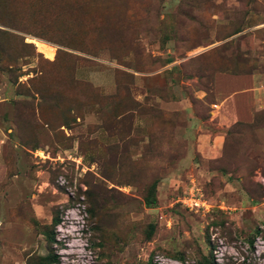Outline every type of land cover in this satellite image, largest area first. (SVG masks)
Masks as SVG:
<instances>
[{
  "label": "rangeland",
  "instance_id": "374dc122",
  "mask_svg": "<svg viewBox=\"0 0 264 264\" xmlns=\"http://www.w3.org/2000/svg\"><path fill=\"white\" fill-rule=\"evenodd\" d=\"M256 73L264 0H0V264H264V111L211 121Z\"/></svg>",
  "mask_w": 264,
  "mask_h": 264
},
{
  "label": "crops",
  "instance_id": "0c3cea01",
  "mask_svg": "<svg viewBox=\"0 0 264 264\" xmlns=\"http://www.w3.org/2000/svg\"><path fill=\"white\" fill-rule=\"evenodd\" d=\"M224 82V83H223ZM215 102L211 121L219 128L230 129L239 124H254L264 111V75L218 76L215 81ZM199 151L208 158L219 157L225 137L203 130L195 122L192 128Z\"/></svg>",
  "mask_w": 264,
  "mask_h": 264
},
{
  "label": "trees",
  "instance_id": "16d2710c",
  "mask_svg": "<svg viewBox=\"0 0 264 264\" xmlns=\"http://www.w3.org/2000/svg\"><path fill=\"white\" fill-rule=\"evenodd\" d=\"M60 222L61 221L58 217H56L54 219V225L55 226H58L60 224ZM55 240L56 239L54 238V236L49 238L50 243H55ZM42 260H43V264H58L60 262L59 257L57 255H52V254L47 255Z\"/></svg>",
  "mask_w": 264,
  "mask_h": 264
}]
</instances>
